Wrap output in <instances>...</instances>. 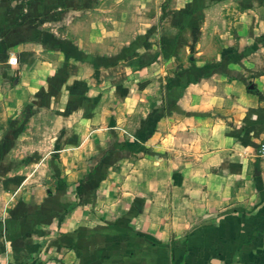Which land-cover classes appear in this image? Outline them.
I'll list each match as a JSON object with an SVG mask.
<instances>
[{"label": "crops", "instance_id": "0c3cea01", "mask_svg": "<svg viewBox=\"0 0 264 264\" xmlns=\"http://www.w3.org/2000/svg\"><path fill=\"white\" fill-rule=\"evenodd\" d=\"M163 2L0 0V139L59 110L0 181V264H264V0H177L186 61Z\"/></svg>", "mask_w": 264, "mask_h": 264}, {"label": "rangeland", "instance_id": "374dc122", "mask_svg": "<svg viewBox=\"0 0 264 264\" xmlns=\"http://www.w3.org/2000/svg\"><path fill=\"white\" fill-rule=\"evenodd\" d=\"M11 1L13 2V0H9V3H12ZM22 1L23 4L26 3V0ZM164 2H167L168 10L166 11L167 13L163 17L164 19L167 18V20H164L165 23L163 25L160 21L156 24V21L154 20L153 27H151L148 31L149 35L152 39H155L156 37L158 38L159 36L167 35V53H179V55H177L179 61H186L188 53L184 50H178L176 45L169 43L170 41L172 42V35L174 36L175 32L173 28L174 26L170 24L174 19V8L177 4V0H164ZM125 9L126 8H120L115 12H105L104 15L106 14L108 16L120 17L122 15L121 12ZM90 16L91 15L88 14L86 18L89 19ZM33 20L37 24L35 28L38 32H41L40 25L43 24L39 22L46 20V18L36 15ZM52 26L53 25L48 24L46 26H43L42 28H52ZM44 33L45 32L42 33L43 35L37 33V37L46 38V35ZM119 65H121L119 67L122 68V66L125 65V62H121V64ZM68 67L70 68V66ZM61 82L62 79L59 82H56V84H58V86H61ZM40 99L45 100L47 98L43 94L42 98ZM30 109L23 110V115L20 119V123H13L14 120L11 118L6 126V130H4L3 135L0 139V169L2 170L0 172V181L6 182L8 192L12 193L13 195L16 194V190L19 187L18 185L20 181L28 179L32 168L36 166L39 161L42 160L46 151L50 149L51 143L49 141H40L37 137L44 136L43 132L48 131L46 128V122L50 123V120L53 117L56 118L57 114L59 113L58 109H54L47 115V118L46 116L43 117V114L39 115V113L41 112V106L39 103H37L36 108ZM32 117H34L33 120ZM54 131L57 132L58 129L55 128ZM62 132L63 130L59 129L58 134ZM27 133L32 134L34 139L29 140L24 138ZM22 137L24 139H21ZM52 155L53 154H51V156ZM38 175L46 177V174L44 175L42 173H38Z\"/></svg>", "mask_w": 264, "mask_h": 264}, {"label": "built area", "instance_id": "2783aa9c", "mask_svg": "<svg viewBox=\"0 0 264 264\" xmlns=\"http://www.w3.org/2000/svg\"><path fill=\"white\" fill-rule=\"evenodd\" d=\"M10 62H11V63H16V62H17V58H16V57H15L14 59L11 58V59H10ZM262 151H263L262 154L264 155V146H263V148H262Z\"/></svg>", "mask_w": 264, "mask_h": 264}]
</instances>
